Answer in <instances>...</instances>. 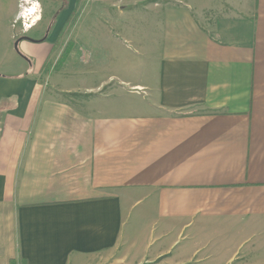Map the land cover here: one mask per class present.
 <instances>
[{
	"label": "crops",
	"instance_id": "crops-1",
	"mask_svg": "<svg viewBox=\"0 0 264 264\" xmlns=\"http://www.w3.org/2000/svg\"><path fill=\"white\" fill-rule=\"evenodd\" d=\"M150 1L0 0V264H264V0Z\"/></svg>",
	"mask_w": 264,
	"mask_h": 264
},
{
	"label": "rangeland",
	"instance_id": "rangeland-1",
	"mask_svg": "<svg viewBox=\"0 0 264 264\" xmlns=\"http://www.w3.org/2000/svg\"><path fill=\"white\" fill-rule=\"evenodd\" d=\"M174 1V0H170ZM77 2V10L78 12H91V13H98L100 8H112L114 10H125L130 11L131 9L133 11H136L137 14L130 17L129 27H133L134 30L137 29L139 33H145L146 32V26H147V12L146 7L147 3H150V0H76ZM137 40H141V46L146 45V39L143 37L137 36ZM117 53L119 55V59L122 61V64H127L128 60H138V62L141 64V62L144 60L145 53L143 50H139V47L134 42H125L124 47L122 49L116 48ZM140 51V52H139ZM121 56V58H120ZM137 57V58H136ZM85 59V58H84ZM121 255L120 253L117 254ZM123 255V253H122ZM114 257V256H107V264H131L130 261H127L123 257ZM117 259V260H116ZM145 264V263H144Z\"/></svg>",
	"mask_w": 264,
	"mask_h": 264
},
{
	"label": "trees",
	"instance_id": "trees-1",
	"mask_svg": "<svg viewBox=\"0 0 264 264\" xmlns=\"http://www.w3.org/2000/svg\"><path fill=\"white\" fill-rule=\"evenodd\" d=\"M15 49H16V51L19 53V51H18V49H17V47L15 46ZM20 54V53H19ZM10 264H13V262L11 261V263Z\"/></svg>",
	"mask_w": 264,
	"mask_h": 264
},
{
	"label": "bare ground",
	"instance_id": "bare-ground-1",
	"mask_svg": "<svg viewBox=\"0 0 264 264\" xmlns=\"http://www.w3.org/2000/svg\"><path fill=\"white\" fill-rule=\"evenodd\" d=\"M30 23H33V21H32V20H30Z\"/></svg>",
	"mask_w": 264,
	"mask_h": 264
}]
</instances>
